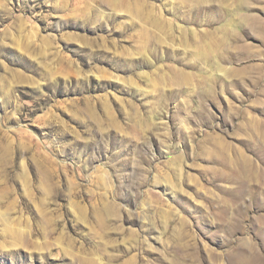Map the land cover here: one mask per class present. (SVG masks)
Returning a JSON list of instances; mask_svg holds the SVG:
<instances>
[{
	"label": "rangeland",
	"instance_id": "rangeland-1",
	"mask_svg": "<svg viewBox=\"0 0 264 264\" xmlns=\"http://www.w3.org/2000/svg\"><path fill=\"white\" fill-rule=\"evenodd\" d=\"M264 264V0H0V264Z\"/></svg>",
	"mask_w": 264,
	"mask_h": 264
},
{
	"label": "bare ground",
	"instance_id": "bare-ground-1",
	"mask_svg": "<svg viewBox=\"0 0 264 264\" xmlns=\"http://www.w3.org/2000/svg\"><path fill=\"white\" fill-rule=\"evenodd\" d=\"M83 264H100V263L95 262V261H89V262H87V258H84Z\"/></svg>",
	"mask_w": 264,
	"mask_h": 264
}]
</instances>
